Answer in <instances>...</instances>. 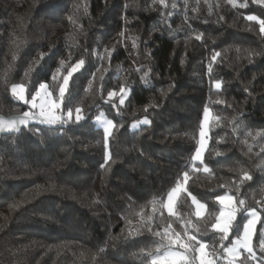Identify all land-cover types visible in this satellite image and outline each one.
<instances>
[{
	"label": "trees",
	"instance_id": "1",
	"mask_svg": "<svg viewBox=\"0 0 264 264\" xmlns=\"http://www.w3.org/2000/svg\"><path fill=\"white\" fill-rule=\"evenodd\" d=\"M236 2L248 6L234 8L227 0H168L167 9L153 0H0V114L28 110L11 96V83H26L31 91L39 82L52 83L61 60L64 74L85 60L69 84V106L81 104L83 120L34 125L0 138V264H146L141 250L157 239L149 226L162 231L171 222L181 231L180 219L203 226L186 193L176 208L180 219L166 209L153 213L152 201L164 199L189 170L205 107L210 117H221L219 126L210 124L204 155L212 172H192L188 191L207 204L206 219L218 210L217 195H237L239 187L246 209L260 213L258 240L264 207L253 197L264 200V136H253L264 134V34L245 17L264 19V5ZM105 49L112 50L110 58ZM121 85L128 91L122 106L119 96L107 98ZM99 114L117 126L107 149L94 122ZM145 118L151 123L133 128ZM243 171L251 180L241 182ZM141 215L145 221L152 215L151 224H142ZM247 218L245 210L236 223Z\"/></svg>",
	"mask_w": 264,
	"mask_h": 264
},
{
	"label": "snow or ice",
	"instance_id": "2",
	"mask_svg": "<svg viewBox=\"0 0 264 264\" xmlns=\"http://www.w3.org/2000/svg\"><path fill=\"white\" fill-rule=\"evenodd\" d=\"M158 3L162 9L169 7L168 0H153ZM232 7H247V2L237 5L236 0H227ZM253 3H260L264 5V0H252ZM176 7L175 4L172 5ZM211 7V5H209ZM171 15V13H168ZM71 19V18H70ZM247 21H255L259 25V31L264 34V19L256 15H247ZM123 36V33H121ZM74 39V37H71ZM197 40L202 39V35L196 36ZM133 41V47H135ZM107 57L110 58L112 50L105 49ZM220 53H215L212 60L215 61ZM251 55V53H249ZM15 55L13 59H15ZM43 54H41V59ZM104 59L103 56L99 57ZM38 63V62H37ZM85 64L83 58L77 60L74 64L67 66V72L64 74L66 62L60 61V66L51 75V81L39 82L29 91V86L26 83H11L9 91L11 96L28 106V110L19 114L10 115L5 117L0 114V134H18L21 128H27L30 123H37L46 125L49 128L56 126L63 127L68 123H79L85 117L83 115V107L81 104H72L71 93L69 92V84L74 73L80 71ZM138 70V69H137ZM211 65L208 71L211 72ZM33 69H28L25 73L27 77ZM62 78V79H61ZM103 80V77H101ZM53 84L55 87H53ZM215 87L219 89L221 84L216 83ZM128 91L125 85L119 87V91H109L107 93L108 100L119 96V105H123ZM217 103H224V101H217ZM117 105L113 104V107ZM147 111V109H145ZM103 115V114H101ZM96 122L101 125L103 131V138L105 148L107 149L109 138L113 135V130L117 127L111 119H101V116L96 118ZM140 123L150 124L151 122L145 118ZM221 117H210V109L205 107L203 109V117L199 123L197 147L191 156V165L189 170H185L179 175L174 185L167 191L164 199L152 201V211L155 213L157 209H166L168 217L176 216L180 219V214L176 211L178 200L181 193H186L190 198L192 206H194V215L197 220H204L203 226L198 223H193L192 220L180 219L181 231L173 228V224L169 222L162 231H153L149 226L147 231L151 232L157 239L154 241L153 246L147 250L142 249L141 255L146 256V264H264V232H262L257 240V224L261 221L260 213L255 207L246 209V199L239 197V187H237V195L230 192L217 195L214 200L219 206L218 210L208 212L207 218H204L207 204L202 202L188 191L187 185L191 179L192 172H204L211 174V168L204 161V153L208 143V131L210 124L212 126H219ZM137 125H133L135 128ZM39 133V129L35 130ZM246 136H252L251 132H246ZM257 136H264V134L257 132L253 139ZM247 141H245L246 143ZM251 152V147H249ZM264 151V148H262ZM216 155H220L219 152ZM111 159L110 155L106 152L105 164ZM197 164L200 166L198 167ZM264 165V160L261 161ZM260 166V165H258ZM251 175L243 171L241 175V182L244 180H251ZM226 187L225 184L219 185ZM260 194L264 197V189L260 190ZM255 203L264 207V200H257L253 197ZM247 210L248 218L242 225L237 224L238 214ZM161 215L163 212L161 211ZM153 216L149 215L146 218L141 215V223L151 224ZM131 223V221L129 222ZM139 232V229H136ZM129 234L132 235L133 231L130 229ZM235 234V235H234ZM208 236L209 239L205 240L201 237ZM234 236V238H233ZM254 241H256L254 243ZM257 251L261 254L259 257Z\"/></svg>",
	"mask_w": 264,
	"mask_h": 264
},
{
	"label": "rangeland",
	"instance_id": "3",
	"mask_svg": "<svg viewBox=\"0 0 264 264\" xmlns=\"http://www.w3.org/2000/svg\"><path fill=\"white\" fill-rule=\"evenodd\" d=\"M98 116H101V119H109L106 115H101V114H99ZM98 116H96V117H94V122L100 127V128H102L101 127V125L100 124H98L97 122H96V118L98 117ZM141 121H143V120H140V121H137V122H134L133 123V125H137L135 128H137V127H139L141 124H143V123H140ZM208 137H209V131H208ZM208 142H209V139H208ZM207 147H208V143H207ZM207 147H206V149H207ZM205 152H206V150H205ZM204 155H205V153H204ZM181 194H183V193H181ZM181 196V195H180ZM180 198V197H179ZM200 200V199H199ZM203 202V201H202ZM167 211V210H166ZM205 213H206V210H205ZM204 213V214H205ZM257 226H258V224H257Z\"/></svg>",
	"mask_w": 264,
	"mask_h": 264
},
{
	"label": "water",
	"instance_id": "4",
	"mask_svg": "<svg viewBox=\"0 0 264 264\" xmlns=\"http://www.w3.org/2000/svg\"><path fill=\"white\" fill-rule=\"evenodd\" d=\"M34 125H41V124L30 123L29 126H28L27 128H29V127H31V126H34ZM22 129H24V128L22 127L21 130H22ZM5 135H7V134H0V138H1L2 136H5Z\"/></svg>",
	"mask_w": 264,
	"mask_h": 264
}]
</instances>
